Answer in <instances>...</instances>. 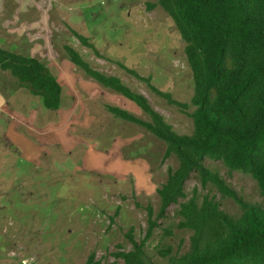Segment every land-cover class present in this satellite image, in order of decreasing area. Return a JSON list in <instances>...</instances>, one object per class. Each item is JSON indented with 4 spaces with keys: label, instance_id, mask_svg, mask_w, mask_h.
I'll list each match as a JSON object with an SVG mask.
<instances>
[{
    "label": "rangeland",
    "instance_id": "1",
    "mask_svg": "<svg viewBox=\"0 0 264 264\" xmlns=\"http://www.w3.org/2000/svg\"><path fill=\"white\" fill-rule=\"evenodd\" d=\"M156 3L0 0V47L41 60L64 88L60 110L50 111L0 69V264H85L92 253L102 264H124L114 255L132 250L129 233L144 239L150 208L156 220L157 190L169 169H177V158L165 160L163 141L114 117L108 106L151 120L134 102L88 77L66 51L70 46L93 69L120 78L176 133L192 135L196 108L184 112L152 89L186 104L195 93L186 43ZM206 165L238 198L262 202L249 176L229 173L220 162ZM186 188L187 200L209 195L223 211L241 215L233 197L204 188L197 175ZM179 209L170 207L147 242L155 264L169 263L160 252L171 249L172 257H180L191 249V231L178 228Z\"/></svg>",
    "mask_w": 264,
    "mask_h": 264
},
{
    "label": "trees",
    "instance_id": "2",
    "mask_svg": "<svg viewBox=\"0 0 264 264\" xmlns=\"http://www.w3.org/2000/svg\"><path fill=\"white\" fill-rule=\"evenodd\" d=\"M156 5L172 18L186 43L195 93L186 104L152 89L184 112L190 106L196 108L190 114L192 135L176 133L144 95L120 78L93 69L77 50L66 47L72 64L104 88L134 102L151 120L116 106H108V111L152 133L167 146L165 160L174 156L179 162L157 190L160 210L153 220V209H149L150 227L144 239L137 241L130 232L132 250L114 257L124 264H155L146 251L147 242L157 221L167 218L172 205H180L178 228L191 231V249L180 257H172L171 249L160 252L168 264H264V0H157ZM77 36L96 51L86 37ZM0 69L39 97L46 109L60 110L64 88L47 64L0 47ZM207 160L222 163L229 173L249 176L262 202L238 198L220 174L207 167ZM193 175L204 188L211 185L233 197L241 215L223 211L209 195L187 200L186 186ZM85 264L102 263L92 253Z\"/></svg>",
    "mask_w": 264,
    "mask_h": 264
}]
</instances>
